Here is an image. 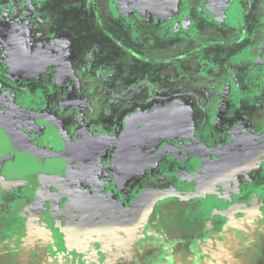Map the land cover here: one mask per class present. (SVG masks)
<instances>
[{
    "label": "flooded vegetation",
    "instance_id": "1",
    "mask_svg": "<svg viewBox=\"0 0 264 264\" xmlns=\"http://www.w3.org/2000/svg\"><path fill=\"white\" fill-rule=\"evenodd\" d=\"M215 3L217 2L215 1ZM256 5L258 4L256 3ZM155 8H157L156 14L161 17L160 25L164 32L170 31L168 24L162 21L166 18L163 15V13L166 14V11L158 7ZM241 8L244 10L243 13H240L241 18L238 19L239 21L237 20L238 25H235L237 23L235 19H229L227 22L219 25L217 23L218 20H215V23L210 25L215 30L213 29L208 35L211 37L213 34L215 37H219V41L224 43L221 49H227L228 45L226 42H230L229 49H227L228 54H223L222 56L220 53L217 54L211 50L208 58H206L203 54H208L204 53L205 51L201 49V52L193 53V55L185 57L194 64V66H190L193 70H189V68L185 70L181 66V59L176 56L178 54L184 56L182 53H185L186 49H190L185 46V43H170L175 39L171 38L169 42L161 43L160 45L161 58L159 62L163 63V70L158 71L156 65L151 66L152 70H157V73H161V75L167 74L165 76L168 80L170 79V85L174 81L172 79L173 75L176 74L179 83L177 89L173 91H166L165 89L158 90L157 94L159 96L154 94L158 96L155 100L160 98L175 99L179 95H182L183 100L187 102L188 106H191V109H187L185 113H181L180 117L184 120L193 119L191 121H194V129L200 141V144L197 143V145H201L207 150L206 152H202L203 155H206L207 167L205 169V176L200 181V186L198 185L194 192L191 191L186 194L184 193L185 189L180 188L178 184L172 183L176 190L171 194L174 197L181 195L186 199L198 197L199 195L202 196L201 202L195 200L196 207L200 208L204 213L202 215L214 214L215 211L217 213H223V210L226 209L223 204L222 193L227 191L228 188H219V184L212 188L206 185V173L211 161L216 157L240 150L241 146L249 137H254L264 143L263 130L261 133L252 134L256 133L257 129L249 128L250 131L247 130L246 132V129L237 128L232 137L234 139H232L230 135H226L229 131H221L220 133V124L222 123L216 125L225 118L231 103H233L235 108L242 105L241 98V100H235L238 96L233 95V86L237 87V92H240L241 89L246 90V88H252L254 86L257 88L259 85L257 81L264 78V75H262L264 69L261 68L264 66V44L260 41L264 31V29H261L264 28V26H261V22L264 21V16H260L262 11L260 14L257 12L258 16L254 24L257 29V36L255 37L254 34H249L252 28L248 22V14L250 16L253 13H249V10L247 13L245 6ZM0 9V23H2L6 18L4 14L8 13H6L4 8L0 7ZM227 9L230 11L233 10L232 8ZM255 10H258L256 6ZM146 16L143 20L146 21L147 26L141 21L137 22V24L134 23L133 35L125 34L124 39L119 34L114 36V41L112 38L104 36V41L100 42L102 43V47H104L103 49H105L103 53L98 52L100 54L95 57L93 52L88 51L87 55H85L86 58L84 56L81 57L82 60L78 57L79 51L82 52V49L79 50L78 48H73L68 58L65 55L63 56L61 48L68 45V41L55 38H50L44 44L48 45V47H41L31 53L30 50L40 45L41 40H36L38 35L35 33L40 31L39 28L35 27V25L40 24V21L36 20L34 22L35 25L20 21L14 22L10 26L7 22L6 26L9 27L1 30L0 81L2 82L5 79L9 82V87H4L7 90L4 88L0 89V97L3 98V102L7 103V105L12 104L14 110L20 111L24 119L14 122L10 119L3 120L0 118V137L8 145L7 148V145L1 142L0 138V156H14L15 161L11 160L8 162L6 167L7 171H4V176L12 172L5 176L7 180H11L12 182L21 178L23 180L21 184L24 185L25 192L27 191L26 193L30 194L36 200L33 202V205L39 206L41 204L51 203L57 207H61V203H59L61 199L64 202L68 198V212L72 211V207H77L80 213L85 215L86 206H89L92 211L96 207H99L98 209H104L105 212L108 210L123 212V209L130 208L132 215L136 217L134 202L141 196L146 195L147 199L144 201L145 212L148 215L153 214L147 227L163 222L160 221L163 217L161 216V212L158 211V208L152 212L153 194H150V189L148 192H145L146 190L136 193L131 192L143 184L142 182L144 180L141 178L143 168L140 166L136 167L135 164L137 161L144 164L145 160L133 154L129 156L127 152L128 146L131 147L138 141L134 138V127L135 123L137 125V121H135L134 113L127 108L128 105L125 103L132 101L134 98L137 99L139 96L144 97L150 95L146 91L147 84H149L147 78H142L138 81V75L134 74L133 70H135L134 67L137 64L141 65L145 62L154 63L156 58L152 52L144 56H137L136 49L134 52H127L128 54H126L125 50L116 52L118 45H114L116 48L113 46L121 38L122 42H128L130 46L137 48L133 43L141 40V38H148L146 34L150 26L159 29L158 23H156L158 19L155 22L149 16ZM80 25L84 26L87 34H90L87 23L84 25L81 22ZM127 26H129L128 23L120 22L118 23V30ZM190 26H193L192 23ZM135 27L139 28L137 32ZM216 29H219V31ZM177 33L176 40L178 42L183 41L186 37L184 32L181 34L179 32ZM153 36L157 38L162 35L157 33ZM118 37L119 39H117ZM150 40L153 41L154 39ZM70 41L72 47H77L74 39ZM10 47L16 48V59L15 56L9 53ZM194 50L196 51V49ZM194 50H191V52H195ZM237 51L239 53H236ZM111 52L113 53L112 58L110 55L112 54ZM130 52L134 55H131ZM169 52L173 53L172 57L168 56L170 58L166 57V54ZM162 57L168 58V61H163ZM3 58H7L9 61L7 63L3 62ZM48 59H55V62H51ZM183 63H186L185 66L187 67V63L189 62ZM245 72L247 77L245 76ZM169 73H174L171 78L169 77ZM227 74L231 76L229 77L230 79H227ZM241 74L246 77V83H240ZM149 77L151 78V75ZM27 80L30 81L27 82ZM22 84H28V87ZM76 85H79V93H74V91H77ZM41 87H43V90ZM52 87H54L53 90L55 91L51 92V90H48L46 92V89ZM133 89L135 91L130 97L129 92ZM36 92H39V94L37 95ZM239 92L237 95H239ZM258 100L257 107L261 109L264 105V98L259 96ZM237 114L238 116L240 115L238 111ZM111 117L112 119L114 117H121L122 121H118L119 124L116 127L114 125H101V121L109 120ZM30 124H36L35 129ZM191 127L192 123L190 125ZM111 134H114V137H111ZM24 136L33 147L39 149L37 155L31 152L29 153L28 150L20 146H24L21 140ZM54 136L56 137L57 144L49 143V139ZM260 137H263V140H260ZM139 143L141 144V142ZM53 145H55V149H53ZM16 152H21V155L16 154ZM22 153L27 154L28 157ZM151 154V152L148 153V155ZM154 154H159L158 157L160 158L159 162L157 161L158 164L157 162L154 164L156 170L159 167L166 174L167 178L165 180L162 176L156 177L159 181H162L161 185L167 184L168 175L173 172L169 171V167L171 166L161 151L154 152ZM29 156L31 157L29 158ZM20 161L23 162L21 163ZM254 171L257 175L261 176V171H264V157L261 158L260 163L256 167L246 172L234 174L238 181L240 178L250 179V177H253ZM41 175L43 178L50 179L51 184H48L50 185V189L42 187L40 191L38 189L39 183L37 184V188L32 187L33 184L36 186L35 182ZM138 175L141 180H137L136 176ZM151 178L153 177L151 176ZM192 178L188 176L184 180L187 182ZM179 179H182V177H178L175 183H179ZM86 180L93 183L90 184L91 186L97 185L98 191L101 189L102 196L97 192L89 200H78V193L82 191H79V189L85 186ZM0 182L2 183V185L0 183V188L5 184L7 187H3L9 189L19 184L16 182L9 185L2 180ZM228 192H231V190H228ZM217 193L219 195L215 196ZM258 200L264 205V190L260 198L258 197ZM191 203L194 202L191 201ZM162 204L166 205L165 201H162ZM84 205L85 210H83ZM149 206L151 208L150 210ZM145 230H147L146 232L149 231L148 228H145ZM167 232H170V228ZM68 253L71 255L73 252L68 248ZM101 253L99 251L97 255L99 256ZM6 254V257L10 255L8 252ZM85 260H89L88 255L85 256L82 264L86 263ZM69 264L78 263L69 262Z\"/></svg>",
    "mask_w": 264,
    "mask_h": 264
},
{
    "label": "rangeland",
    "instance_id": "2",
    "mask_svg": "<svg viewBox=\"0 0 264 264\" xmlns=\"http://www.w3.org/2000/svg\"><path fill=\"white\" fill-rule=\"evenodd\" d=\"M215 1L218 4L215 3ZM256 3L258 5H256ZM240 6H245L247 13L248 10L249 13H253L250 16L248 14V22L252 28V30L249 31V34H254L256 37L257 29L254 24L261 11L262 14H260V16H264V8L262 9L264 6V0H8L6 2L4 0L2 4L6 13H8L4 15L6 16L5 21L9 23V26L14 22L20 21H25L27 24L33 23L34 25L36 20L40 21L39 25H35L36 28L40 29L39 32H35L36 35H38L36 40H41L39 43L40 45L35 47V49L30 50L31 53L41 47H48V45L44 44L47 43L50 38H55L68 41V45L61 48L63 56L65 55L67 58L68 55H71V50L73 48H78L79 50L82 49V52L79 51L81 56L77 53L80 60H82L81 57L83 56L86 58L85 55H87L88 51L93 52L95 57L100 53H103V50L105 49H103L104 47H102V43L100 42L104 41V36L108 38L110 37L113 40L114 36L119 34L122 39H124L125 34L133 35L134 23L137 24V22L141 21L147 26L146 21L143 20L146 15V17L149 16L152 21L156 22L158 19L156 23H158L159 29L150 26L149 29H147L146 34V36L148 35V38H141V40H137L133 43L137 48L130 46L128 42H125L124 40V42H122L121 38L119 42L113 44V46L118 45V48L114 46L116 52L119 50H125L126 54H128L127 52H134L136 49L137 56H144L145 54L152 52L156 58L154 63L145 62L141 65L137 64L136 67H134L135 70H133V73L138 75V81L142 78H147L149 84H147L146 91L148 94L150 93V95L144 97L139 96L138 98L136 97L137 99L134 98L132 101L125 103L128 105L127 108L134 113L135 121H137V125L135 123L134 127V138L138 141L137 143H134L133 146H128L127 152L129 153V156L133 154L137 157H142L145 160L144 164L138 161L135 164L136 167L140 166L143 168L141 177L144 180L142 182L143 184L131 192L136 193L159 187L162 181H159L156 176H162V178L166 180V174L163 173L159 167L156 170L154 166L155 162H159L160 160L158 157L159 154L155 155L154 152L161 151L163 153L162 155H164L166 161L171 166L169 167V171H173L168 175L167 180L173 184H178L180 188L185 189L184 193L186 194L191 191L194 192L195 188H197L200 181H202L205 176L207 160H205L206 155H203L202 152H206L207 150L203 146L197 145L200 141L194 129V121H191L192 118L190 120H184L180 117L181 113H185L187 109H191V106H188L187 102L183 100L182 95H179L175 99L160 98L155 100L159 96V94H157L158 90L165 89L166 91H173L177 89L179 83L176 74H174L175 72L172 73L174 74L172 77L174 81L170 85V79L168 80L166 78L167 74H165L166 76L164 74L161 75V73H157L156 69L152 70L151 66L156 65L158 71L163 68V63L159 62L161 58L160 45L161 43L169 42L171 38L175 39L170 43H185V46L190 49H186L185 53H182L184 56H181L180 54L176 56L181 59V66H183L182 68L185 70H188V68L189 70H193L190 66H194L193 62H190L189 59L185 57L193 55V53L201 52V49L205 51H203L204 53L208 54L205 55L202 53L206 58H208L211 50L217 54L220 53L222 56L223 54H228L227 49H229L230 42H226L228 45L227 49H221L224 43L219 41V37H215L213 34L211 37L208 35L213 29L215 30V28H211L210 25L214 24L215 20H218V25L227 22L229 19H235L236 22L241 18L240 13H243L244 10ZM255 6L258 8L257 11L255 10ZM155 7L166 11V14L163 13L166 18L162 21L168 24L170 31L164 32L160 25L161 17L156 14L157 8ZM227 8H232L233 10L230 11ZM238 21L235 25L239 24ZM81 22L84 25L86 23L89 25L90 34H87L84 26L80 25ZM120 22L128 23L129 26L118 30V23ZM191 23L193 26L189 27ZM0 25L2 24L0 23ZM150 25L152 24L150 23ZM261 26H264V21L261 22ZM3 28L0 27V30ZM135 29L136 32L139 30L137 27H135ZM261 29L263 30L264 28ZM216 30L219 31V29ZM177 32L180 34L184 32V35H186L184 38L185 41L181 40L178 42V40H176ZM154 33H159L163 37L158 36L155 38L153 36L155 35ZM73 39L76 41L75 44H77V47H72L70 45V40ZM117 39H119V37ZM150 39L154 40L151 41ZM260 41L264 44V31ZM141 45L142 47H140ZM194 49H196V51ZM15 50L16 48L10 47L9 53H11L12 56H15L16 59ZM191 50H194L195 52H191ZM170 51L172 52V50ZM98 52L100 53L98 54ZM131 52L130 54L134 55ZM236 53H239V51ZM172 54L173 53L169 52L166 54V57H172ZM110 55L112 58L113 53ZM166 57H162V60L168 61V58L170 57ZM8 59L3 58L2 61L7 63L9 61ZM183 62H189L187 63V67L185 66L186 63ZM205 66H207V64H205ZM172 74L169 73L170 78ZM2 75L4 76V74ZM150 75L151 78L149 77ZM246 75L245 72V76ZM262 75H264V73H262ZM229 77L231 76L227 74V79ZM29 81L30 80H27V82ZM167 84L171 87L167 86ZM8 85L9 82L5 79H3L2 82L0 81V89L4 87L8 88ZM22 85H27L28 87V84ZM124 86H126V84H124ZM53 88L54 87L46 89V92L48 90H51V92L55 91ZM78 88L79 85H76L77 91H74V93H79ZM41 89L43 90V87H41ZM134 91L135 89L129 92L130 97ZM36 94L38 95L39 92H36ZM154 94H157L158 96H155ZM123 102H125V100H123ZM12 106V104L7 105V103L3 102V98L0 97V118L3 120L10 119L14 122L24 119L22 118L23 114L18 110H14ZM252 109L256 112L259 110V113L262 112V109L257 108L256 104L253 105ZM118 121H122V118L114 117L112 119L111 117L109 120L101 121V125H114V127H116V125L119 124ZM191 123L192 127L190 128ZM30 125L35 129L34 127H36V124ZM30 125H28L29 128H31ZM106 135L104 136V140ZM111 137H114V134H111ZM48 142L57 144L56 137H51ZM139 142H141V144ZM54 146L55 145L52 146L53 149H55ZM149 152L152 154L148 155ZM253 173V178L258 177L255 171ZM151 176L153 178H151ZM188 176L193 177L190 185L187 183L183 185L175 183V180H177L178 177H182L186 180ZM139 177V175L136 176L137 180H141ZM90 184L93 183L86 180L85 186L79 189V191H82L78 193V200H89L92 198L91 196H95L97 192L102 196L101 189L98 191L97 185L91 186ZM3 186L7 187L5 184H3ZM3 186L0 188V199L3 201L0 207V222H2L0 224V264H69V262L82 264L83 259L87 255L89 256V260H85V264H96L94 260H96L99 251L102 252L98 256V261L100 260L99 264H103L104 261V264H114L115 257L116 260H118L119 257L121 264H144L145 260L146 263H148L147 259L149 258V253H153L151 254V258L153 259V262L157 258L158 264H183L178 261L180 259L179 252L182 249L180 242L170 240L162 247L159 245V242H161V234L165 235L169 229V225H171H168V222L165 219L161 225H156L153 230L152 225L150 226L149 230L152 232V240L150 238V232H146L147 230L145 229V232L144 230L142 232L140 231L139 227H148H145L146 225L143 220L137 219L132 215V210L130 208L126 210L123 209V212H117L114 210H108L105 212L104 218L106 222L107 220L113 222H109L110 225H129L127 227V235H129V232H133V227L138 226V236L145 234L149 240H152L150 241L151 244L149 247L145 248L147 254L142 258L141 252L138 251L141 250L142 247L132 251L130 247H128V244L123 245L121 243L119 244V241H116V243L112 241V238L108 236L111 231L106 230L110 226L108 223H105L104 236L103 229H101L100 224L97 222L98 220L96 218L94 220L92 216L94 210H90L89 206H86L89 212L84 213L85 215H82L78 208L75 207H72V211L68 212V198L64 200V202L61 199L59 202L61 203V207H57L51 203L36 206L33 205V202L36 201L35 198L26 193L27 191L25 192L23 184L19 183L16 187L10 189L4 188ZM32 187L37 188L34 184ZM231 189L229 187V190ZM244 192L247 193V188H245L243 192L239 191L238 195ZM162 193L163 196H161V198L168 197L166 192ZM250 196L251 195L248 196L244 193L241 196V199H250ZM171 199L176 200L178 198L170 196L165 200V203L167 205L172 204ZM157 203L158 200H156L155 195L153 198L152 212L155 209L157 210ZM181 206H183V204ZM194 206L195 204L191 203L189 208L179 209L178 212L189 214L190 218L192 217L193 220L197 217L201 218L200 214H202L203 211ZM27 212H29V214L23 216V213L25 215ZM203 218L202 225H205V222H207L209 218ZM233 218L229 223L233 227V235L237 238V240L235 239L233 241L238 244L233 245L235 252L232 254L234 257L233 262L229 261L227 264H235V260L242 258L243 260L253 258L255 264H264V258H262L261 255H256L253 248H243V245L247 242L245 237L250 236L249 234H244L250 231V227L247 228L245 222H236L235 216ZM249 224L264 229V221H259L258 223L251 221ZM222 232L225 231H220V234ZM257 233H261V231H257ZM103 241L106 243L105 246L102 244ZM256 241L263 242V240L259 239ZM125 242H129V239L127 238ZM110 244L115 245L110 246ZM136 244L138 245L137 242ZM206 246L208 247L210 245L207 243ZM160 247L163 250V254L160 251ZM68 248L73 252L71 255L68 253ZM155 248L158 249V255L157 253H154ZM172 250L173 252H171ZM261 250H264V243ZM6 252L10 253L7 257L5 256L7 255ZM249 254H251V256ZM249 262L250 261H248V263Z\"/></svg>",
    "mask_w": 264,
    "mask_h": 264
},
{
    "label": "crops",
    "instance_id": "3",
    "mask_svg": "<svg viewBox=\"0 0 264 264\" xmlns=\"http://www.w3.org/2000/svg\"><path fill=\"white\" fill-rule=\"evenodd\" d=\"M4 0H0V7H2ZM1 12V9H0ZM3 23V24H2ZM0 25V27H8L7 22L3 21ZM2 30V29H1ZM0 30V32H1ZM264 69V66L261 67ZM247 77V76H246ZM242 74H241V84L246 83V80ZM257 83H259L258 87L256 88L255 86L252 88H246L241 89L239 92V95H237V87L233 86L232 90H234V96H238L235 100H241L242 105L239 106L238 108H235L233 106V103H231L230 108L228 107V112L225 116V118L221 121H219L216 125H221V131L222 132H228L226 135H230L231 138L233 137V134L236 132L237 128H243L246 129L245 131L249 130V128L256 130V133L252 134H258L261 133L262 130L264 131V105L262 112L259 113L258 111H254L252 109L253 105L256 104L259 101L258 98L261 96L264 98V78L262 80H258ZM247 86V84H246ZM252 97V98H251ZM241 98V99H240ZM245 102V103H244ZM263 103V102H262ZM252 104V106H251ZM259 108V107H257ZM230 109V110H229ZM237 111L239 112V116L237 114ZM256 112V113H255ZM250 122H252L250 124ZM256 126V127H255ZM223 127V128H222ZM226 127V128H225ZM226 130V131H225ZM250 131V130H249ZM234 139V138H232ZM260 140H263V137L259 138ZM225 140V139H224ZM227 140V138H226ZM225 140V142H226ZM193 179V178H192ZM192 179L189 180V182L185 181L183 178L179 179L178 182L183 185L187 183L190 185L192 182ZM177 182V180H176ZM226 183V185H225ZM220 185V187H229L231 189V192L224 191L222 193L223 196V204L226 209L223 210V213H217L215 211L214 214H205L202 215L200 214L201 218H193L189 216V214H182L178 212L180 208H189L191 201L194 202L195 200H199L201 202V197H192L191 199H186L184 197L180 196H172V192L176 190V188L172 185V182L168 181L167 184H162L157 188L150 189V194H153L152 200L154 196L156 195V200H158V211L161 212V216L163 217L162 220L164 219L168 222L170 232H166L165 235L161 234V242H159V245L162 247L165 243H168L170 240H175L180 242L182 249L179 252L180 254V259L178 260L179 262L183 264H227L229 261L233 262L234 257L232 254H234V249L233 245L238 244L237 242H234L233 240H237L236 236L233 235V227L229 223V221L235 216V221L240 223V222H245L246 227H250V231L246 232L244 235L249 234L250 236L245 237V240H247L246 244L243 245V248H253L254 253L256 255H261L262 258H264V250L262 251L261 248L263 247L264 243V229H260L258 227H254V225H251V221H255V223H258L259 221H264V205L260 203L258 200V197L260 198L261 193L264 190V171H261V176L258 175V177H250V179H243L240 178L238 181L236 180L235 174L226 177L223 179L221 182L217 183ZM215 184V185H217ZM210 186V188L214 187ZM246 186V187H245ZM247 188V194L250 196V199H241V196L244 193H241L238 195V192H243L244 189ZM5 191V190H3ZM149 190H146L145 192H148ZM1 192V190H0ZM144 192V194H145ZM162 192H166L168 194V197L172 196L173 198H178L176 200L172 201V204L170 205H165L162 204L161 201L167 200V198H161L163 196ZM219 193H217L215 196H218ZM239 197V198H238ZM222 199V197H221ZM172 200V199H171ZM0 207L3 203V201L0 199ZM161 202V203H160ZM190 203V204H189ZM183 204V206H181ZM196 207V205L194 206ZM77 208V207H76ZM99 207H96L93 211V218L98 220V224H100L101 229H103V235L105 236V223H113L111 220H105V210H100L98 209ZM149 206V210H150ZM83 210H85V205L83 206ZM1 211V210H0ZM89 210L86 208V212L88 213ZM1 214V213H0ZM29 212L23 213V216L28 215ZM182 214V215H181ZM153 215V214H152ZM152 215L146 214L144 217H138L136 216L137 219L143 220L145 227L148 226L152 219ZM208 217L209 220L205 222V225H202V220H204L203 217ZM234 219V218H233ZM2 222H0L1 224ZM156 224V222H155ZM159 223L158 225H161ZM173 224V226H172ZM110 225V224H109ZM112 225V226H111ZM106 230H110L111 233L108 235L110 238H112V241L116 243V241H119V244L126 245L128 244V247L133 251L139 249L142 247L141 250H138L142 254V258L144 255H146L145 248L149 247L151 244L150 241L153 240V237H151V233L148 227V232H150V238L152 240H149V238L144 234V235H139L137 232L138 226L133 227L134 230L132 233L129 232V235H127V227L129 225H122V226H115L114 224H111ZM151 226V225H150ZM156 227V225H152V230ZM205 227V228H204ZM219 227V228H218ZM140 231L142 232L145 228L144 227H139ZM260 229V230H259ZM169 230V229H168ZM167 230V231H168ZM220 231H225L220 234ZM257 231H261V233H257ZM109 238V239H110ZM129 239V242H125L126 239ZM263 240V242H259L256 240ZM138 243V245L136 244ZM209 244L210 246H206V244ZM104 246L106 243L103 241L102 243ZM140 244V245H139ZM115 244H110V246H114ZM160 247V251L163 254V250ZM100 248H101V243H100ZM105 248V247H104ZM103 248V250H104ZM112 248V247H108ZM135 248V249H134ZM155 248V252L158 253V249ZM147 250V249H146ZM144 251V254H143ZM173 252V250L171 251ZM247 252V251H245ZM244 253V252H243ZM153 254V253H151ZM151 254L149 253V258L148 263H146V260L144 261V264H158L157 258L154 260L151 258ZM251 256V254H249ZM141 258V260H142ZM115 263L114 264H121L120 259L118 257V260H116V257L114 258ZM238 259L235 260V264H255L253 261V258H248V260H243ZM96 264L100 263V260L98 261V258L94 260ZM248 261H250L248 263ZM105 263V261H104ZM103 263V264H104Z\"/></svg>",
    "mask_w": 264,
    "mask_h": 264
},
{
    "label": "water",
    "instance_id": "4",
    "mask_svg": "<svg viewBox=\"0 0 264 264\" xmlns=\"http://www.w3.org/2000/svg\"><path fill=\"white\" fill-rule=\"evenodd\" d=\"M48 60H51V62H55V59ZM24 138H21L24 146H20L37 155L39 153V149L33 147L29 143V141ZM46 154L48 153L46 152ZM51 155L56 156L55 154ZM262 157H264V143L258 141L254 137H249L248 140H246V142L241 146L240 150L234 151L230 154L222 155L220 157H216L211 161L209 169L206 173V185L213 186L234 173L246 172L256 167V165L260 163ZM11 160H14L13 155L0 156V180L5 181L9 185H11V183H21V181H23L21 178H18L16 181L12 182L11 180H7L5 178L4 171L6 170L8 162ZM49 183L50 179L48 180L46 178H43L42 175L39 176V178L35 182L36 186L39 185L38 189L40 191V188L42 187H45V189H50V185H48ZM146 199L147 196L143 195L134 202V211L138 217H144L146 215L144 202Z\"/></svg>",
    "mask_w": 264,
    "mask_h": 264
},
{
    "label": "bare ground",
    "instance_id": "5",
    "mask_svg": "<svg viewBox=\"0 0 264 264\" xmlns=\"http://www.w3.org/2000/svg\"><path fill=\"white\" fill-rule=\"evenodd\" d=\"M1 138V142H3L4 143V141H3V139H2V137H0ZM8 139V138H7ZM5 141H6V139H4ZM4 144H6V143H4ZM7 145V144H6ZM12 146V145H11ZM7 148H8V145H7ZM10 149V148H9ZM10 151H12L11 149H10ZM30 153V152H29ZM11 154H12V152H11ZM16 154H19V155H21V152L20 153H17L16 152ZM23 154V153H22ZM23 155H27V154H23ZM26 157V156H25ZM27 157H28V155H27ZM31 156H29V158H30ZM36 157V156H35ZM23 158V157H22ZM34 158V157H33ZM25 159H27V158H25ZM54 160V159H53ZM15 161V160H14ZM25 161V160H24ZM57 161V160H56ZM65 161H66V159H65ZM21 162V161H20ZM23 162V161H22ZM21 162V163H22ZM26 162H27V160H26ZM29 162V161H28ZM55 162V161H54ZM17 163V162H16ZM20 164V163H19ZM18 165V164H17ZM21 165V164H20ZM19 166V165H18ZM17 168V167H16ZM15 168V169H16ZM7 171V170H6ZM6 173V172H5ZM12 173V172H11ZM11 173H7V175L8 174H11ZM7 175H5V176H7Z\"/></svg>",
    "mask_w": 264,
    "mask_h": 264
}]
</instances>
